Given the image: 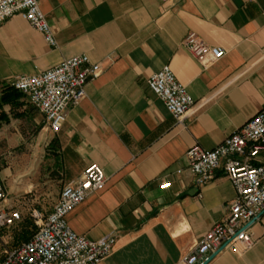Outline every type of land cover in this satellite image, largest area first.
I'll list each match as a JSON object with an SVG mask.
<instances>
[{
  "label": "crops",
  "instance_id": "0c3cea01",
  "mask_svg": "<svg viewBox=\"0 0 264 264\" xmlns=\"http://www.w3.org/2000/svg\"><path fill=\"white\" fill-rule=\"evenodd\" d=\"M40 8L55 47L20 16L0 24V148L8 154L0 170L3 206L29 218L38 161L55 175L43 181L58 190L50 207L41 208L46 214L64 186L97 164L104 188L67 220L92 241L117 235L101 264H184L235 198L220 171L197 186L188 150L214 149L264 108V0H42ZM191 33L225 50L224 58L204 69L182 46ZM79 55L101 72L57 134L25 96L3 90ZM166 66L195 102L183 125L147 85ZM164 183L170 186L163 189ZM249 229L252 250H224L209 264H264V213Z\"/></svg>",
  "mask_w": 264,
  "mask_h": 264
},
{
  "label": "built area",
  "instance_id": "2783aa9c",
  "mask_svg": "<svg viewBox=\"0 0 264 264\" xmlns=\"http://www.w3.org/2000/svg\"><path fill=\"white\" fill-rule=\"evenodd\" d=\"M42 0H0V24L20 16L46 43L56 46L40 4ZM182 46L204 68L226 55L225 50L206 44L191 33ZM98 64L87 55L74 56L36 76L16 78L11 87L25 96L42 115L49 130L57 134L68 112L86 98L89 81L100 75ZM150 91L164 104L168 113L183 125L194 110L195 102L166 66L147 81ZM196 184L203 187L222 172L235 190L226 219L216 224L184 259V264H206L221 249L245 254L256 245L248 225L264 213V108L212 150L194 146L186 154ZM104 171L97 164L87 166L77 183L62 188L49 213L32 208L28 216L36 231L31 238L6 253L0 264H101L114 251L117 235L92 241L76 234L67 217L91 195L105 186ZM164 183L162 188H168ZM6 198L0 177V230L12 229L23 220L20 210L3 206ZM221 251V252H222ZM220 252V253H221Z\"/></svg>",
  "mask_w": 264,
  "mask_h": 264
},
{
  "label": "rangeland",
  "instance_id": "374dc122",
  "mask_svg": "<svg viewBox=\"0 0 264 264\" xmlns=\"http://www.w3.org/2000/svg\"><path fill=\"white\" fill-rule=\"evenodd\" d=\"M18 148L17 150H21ZM8 154L6 148H0V170L7 168L6 160ZM34 179L33 182V193L35 197L32 198L30 203L31 208H39L42 210L44 207L47 209L52 204L54 198H56L57 188L51 184H46L43 178L49 177L54 178V173L47 171V165L43 162L42 164L38 161L35 170L32 172ZM42 208V209H41ZM28 214V213H27ZM33 223L25 216L24 220L12 229L0 230V261H2L7 252L17 248L22 243L30 239L32 233L36 231L35 227H31ZM34 226V225H32Z\"/></svg>",
  "mask_w": 264,
  "mask_h": 264
},
{
  "label": "trees",
  "instance_id": "16d2710c",
  "mask_svg": "<svg viewBox=\"0 0 264 264\" xmlns=\"http://www.w3.org/2000/svg\"><path fill=\"white\" fill-rule=\"evenodd\" d=\"M4 92H11L13 95H22L20 92L16 91L14 88H12L11 86H7L6 88L3 89ZM31 227H34L31 225ZM28 240V239H27Z\"/></svg>",
  "mask_w": 264,
  "mask_h": 264
},
{
  "label": "water",
  "instance_id": "95a60500",
  "mask_svg": "<svg viewBox=\"0 0 264 264\" xmlns=\"http://www.w3.org/2000/svg\"><path fill=\"white\" fill-rule=\"evenodd\" d=\"M255 221H252L249 225H248V227H250L253 223H254ZM222 251V249L218 252V253H216L215 255H213V256H211V258L209 259V261L206 263V264H209L220 252Z\"/></svg>",
  "mask_w": 264,
  "mask_h": 264
}]
</instances>
